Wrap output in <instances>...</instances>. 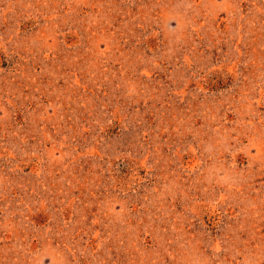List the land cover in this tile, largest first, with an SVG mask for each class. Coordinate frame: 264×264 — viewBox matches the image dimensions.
Masks as SVG:
<instances>
[{
    "label": "rangeland",
    "instance_id": "obj_1",
    "mask_svg": "<svg viewBox=\"0 0 264 264\" xmlns=\"http://www.w3.org/2000/svg\"><path fill=\"white\" fill-rule=\"evenodd\" d=\"M0 264H264V0H0Z\"/></svg>",
    "mask_w": 264,
    "mask_h": 264
}]
</instances>
